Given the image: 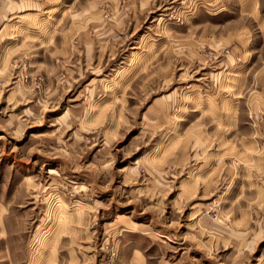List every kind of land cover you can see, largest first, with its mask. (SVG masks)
I'll return each instance as SVG.
<instances>
[{
    "label": "rangeland",
    "instance_id": "374dc122",
    "mask_svg": "<svg viewBox=\"0 0 264 264\" xmlns=\"http://www.w3.org/2000/svg\"><path fill=\"white\" fill-rule=\"evenodd\" d=\"M0 264H264V0H0Z\"/></svg>",
    "mask_w": 264,
    "mask_h": 264
}]
</instances>
